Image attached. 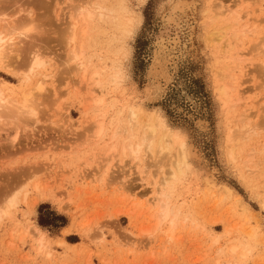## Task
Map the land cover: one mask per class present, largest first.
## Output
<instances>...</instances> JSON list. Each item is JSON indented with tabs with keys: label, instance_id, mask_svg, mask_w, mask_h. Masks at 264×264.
I'll return each instance as SVG.
<instances>
[{
	"label": "rangeland",
	"instance_id": "374dc122",
	"mask_svg": "<svg viewBox=\"0 0 264 264\" xmlns=\"http://www.w3.org/2000/svg\"><path fill=\"white\" fill-rule=\"evenodd\" d=\"M6 22L34 30L20 37ZM0 26L19 35L0 86L19 98L30 76L44 88L37 116L0 119V207L17 195L0 264H264V0H0ZM154 116L157 137L163 123L188 151L174 181L167 155L123 151ZM233 128L244 134L235 161ZM164 202L172 240V225L156 227ZM41 206L64 225L40 227Z\"/></svg>",
	"mask_w": 264,
	"mask_h": 264
},
{
	"label": "bare ground",
	"instance_id": "6f19581e",
	"mask_svg": "<svg viewBox=\"0 0 264 264\" xmlns=\"http://www.w3.org/2000/svg\"><path fill=\"white\" fill-rule=\"evenodd\" d=\"M81 10L82 9H80V11L77 13L76 20H79L81 18V16H82ZM89 17H91V16L89 15ZM20 20L21 19L18 20L19 22L18 21H14V22L23 24L24 22L22 23ZM22 20H24V19H22ZM239 20H240V18L237 17L236 18V22L238 23ZM26 21H29V19H27ZM7 22H9V21H7ZM7 22L4 25L6 27L8 25ZM126 22L127 23L124 22V25L127 24L128 25V30H129V28H131V23L132 22H131L130 19L126 20ZM11 23H13V22L11 21ZM23 25L21 27H23ZM27 25L28 26H26V24H25V27L22 28L23 30L20 29L21 31H19V29L17 28L19 26L15 27V25L14 26L10 25L11 27H13L12 30H11L10 26H9V28L8 27L7 28L11 32H14V31L16 32V30H18L20 33L19 32H17V33H19L20 37H23V35L27 36V34H29V32L32 33V31L34 30V28H31V26H30L32 24H30V25L27 24ZM21 27H19V28H21ZM5 30L7 31L6 28L4 29V27L0 26V69H3V71L4 70L11 71L10 69L12 68V64L15 62V60H14V62L11 61V59H12V55L11 54H14V51H13L12 48H13V45L16 46L17 44H16V41H15V43H13L14 42V40H12V38L14 37L13 33H12L13 37H11L10 35H8V34H11V33L8 32V34H7V32H6V34L8 36H10L11 38H9V37L6 38L5 37V36H7V35H5ZM246 31H248L247 25L243 26V28L241 30V34H244ZM17 37L15 35L14 38H17ZM25 38H27V37H25ZM17 39H19V37ZM18 41H20V40H18ZM70 42H74V38H73V36L70 37L68 35V37L65 38V44L68 46ZM19 44H20V42H19ZM257 46H258L259 50H261L263 55H264V37L259 40ZM78 52L79 51H76L75 48H72L70 50V52L68 53L69 61L70 62H76V65H77L78 69L80 71H82V76L84 78L85 68H84V64L82 62V55L80 53H78ZM32 55H33L32 57L31 56H30V58L27 57L24 60L25 61L24 65L30 68V72L32 71V69L39 67L40 64H41V63H39V60L37 59L38 55H35V53L32 54ZM155 56L157 58H160V56L158 54L155 55ZM18 57L19 56H16V58H18ZM159 62H160V60L158 61L156 59V64L155 65H157V67H159V69L160 68L161 69L157 70V68H154V69L152 68L155 71V72L152 71V74L154 72L153 75L155 77L157 76V78H159L158 76H160V77L162 76V77L165 78V76H166L165 75V71L162 69V67L160 66ZM262 66L264 67L263 63L261 64V67ZM165 69H168V68H165ZM168 70H170V69H168ZM97 76L98 75H96L95 77H97ZM95 77H92L90 79L91 80L90 82L92 83V82L96 81L95 85H97L98 81L95 79ZM152 78L154 79V77H152ZM157 78H155V79H157ZM3 84L5 85L6 82H4ZM22 84L25 85V89H24V91H22L23 93L20 94L19 98H16L14 96H11V94L6 93L5 89L2 86H0V119H2L3 116H6V114L12 115V116H23V117H35V116H37V112H38L37 107H38V105L36 103L37 102L36 98L40 97L41 96L40 94H42L41 92L44 90L43 82L41 80L34 81L33 77L26 76L25 79L22 81ZM156 85H158V84L156 83ZM151 91H152V89H151ZM219 93L223 94L222 91H219ZM90 95H91V93H90ZM98 102H100V100ZM39 105H40V103H39ZM245 116L246 115H244L243 117H245ZM137 117H138V114L136 112H134L132 109H129L128 115H127V123H128V129L129 130L133 131V126L135 125ZM152 118H153L152 122H145L144 128L142 129L141 137H140V140L138 141V143L137 144H131L130 143L129 145H127V148L124 149L123 151L127 150L128 151V155L130 157H132V158H136L140 154V152L142 150L150 151V150H153V149H155L157 151V153H162V156L164 154L167 155L168 159L170 160V164H171V171H170V173L168 175L171 178V180L174 181L179 176H182L185 172H187V171H189L191 169V166H190V164L188 162L189 159H188V153H187L188 151L186 150V145H185L182 137L180 136V134L178 132H174L173 130L169 129L167 127V125H164L163 123H162L163 126H162V129H161L160 136L157 137L158 132L156 131V126L161 122V119H159V118H157L155 116L152 117ZM244 119H246L247 123L245 122V123H243V125L246 126L247 131L245 132L246 128L244 129V127H242L243 125H241L242 122H243L242 120H240V121H242L241 123L239 121V123H240L242 128L238 127V129H241V130L244 129L243 131L245 133H247L248 130L251 131V128L246 125V124H249V122L247 121V116ZM238 129H237V131H238ZM234 130H236V129L233 128V129L230 130V132L232 131V132H235V133L231 132L232 134H230L231 135L230 136L231 139L229 140V142L232 141L230 143H232L233 145L234 144L235 145H239V144H237V142H238L237 138H239V139L241 138L243 140L242 136L244 134L242 132V134H243L242 135L241 131L237 132V131H234ZM121 131H124V129H122ZM236 133H238V134H236ZM96 134H97L96 137H100L103 134V127H102L101 124H99L97 126ZM239 134H241V135L239 136ZM235 136L236 137L239 136V137L236 138ZM230 137H228V138H230ZM233 137H235V138H233ZM244 138H245V136H244ZM232 139H234L235 141L232 140ZM240 142H238V143H240ZM233 145H232V148L228 150V156L232 160L235 161V157H234V154H233V148H236V146L235 145L233 146ZM114 147H115V145H112L109 148V151L110 152L113 151ZM260 154H264V145H263V149H261V151H260ZM167 157H166V160H167ZM243 161H245V160H243ZM242 164H244V162ZM254 166H253V168H255ZM246 167H247V165H246ZM251 168H252V166H251ZM6 195H8V194L6 193ZM16 203H17V195L14 196V197H10L9 200H7L6 202L3 203V205L0 207V221L3 218L11 217L12 210L14 209ZM170 215H171V210L169 208V205H168V203L164 202V204L160 207V212L158 214L159 221L157 222L156 227H157V229L160 230V228L166 222L169 223L170 226L172 225L170 231H168L169 232L168 233L169 235L167 237L168 240H172L173 239L172 228H173L174 221L170 218ZM163 233H165V232H163Z\"/></svg>",
	"mask_w": 264,
	"mask_h": 264
},
{
	"label": "trees",
	"instance_id": "16d2710c",
	"mask_svg": "<svg viewBox=\"0 0 264 264\" xmlns=\"http://www.w3.org/2000/svg\"><path fill=\"white\" fill-rule=\"evenodd\" d=\"M45 207L41 206L38 210L39 216H38V225L42 228L50 230L52 227H60L63 226L65 223V220L63 218L57 216L55 213L52 212H45ZM60 218L63 220V223L61 225H56L55 221Z\"/></svg>",
	"mask_w": 264,
	"mask_h": 264
},
{
	"label": "snow or ice",
	"instance_id": "6c2138e0",
	"mask_svg": "<svg viewBox=\"0 0 264 264\" xmlns=\"http://www.w3.org/2000/svg\"><path fill=\"white\" fill-rule=\"evenodd\" d=\"M35 66V65H34Z\"/></svg>",
	"mask_w": 264,
	"mask_h": 264
}]
</instances>
